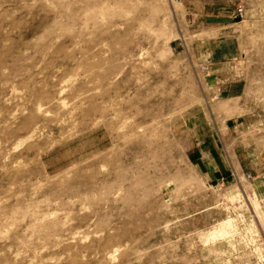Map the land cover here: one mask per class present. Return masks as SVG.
Segmentation results:
<instances>
[{
  "label": "rangeland",
  "instance_id": "374dc122",
  "mask_svg": "<svg viewBox=\"0 0 264 264\" xmlns=\"http://www.w3.org/2000/svg\"><path fill=\"white\" fill-rule=\"evenodd\" d=\"M241 122L264 0H0V264H264V187L191 160Z\"/></svg>",
  "mask_w": 264,
  "mask_h": 264
},
{
  "label": "crops",
  "instance_id": "0c3cea01",
  "mask_svg": "<svg viewBox=\"0 0 264 264\" xmlns=\"http://www.w3.org/2000/svg\"><path fill=\"white\" fill-rule=\"evenodd\" d=\"M238 40V38H235L236 57H238L240 48ZM244 95H246L245 89L236 99L240 100ZM239 130H244L242 122L234 130L228 125L227 131L229 134H232L233 131L234 138H220V146H214L215 142H209L208 147L204 149L196 147L191 160L202 180L206 182L212 183L229 179L232 171H235L236 175L241 178L243 175L249 174L250 179L247 181L256 188L261 189V187H264V135L252 139V143L245 148L243 146V135L238 132ZM244 156L247 159L245 162Z\"/></svg>",
  "mask_w": 264,
  "mask_h": 264
},
{
  "label": "built area",
  "instance_id": "2783aa9c",
  "mask_svg": "<svg viewBox=\"0 0 264 264\" xmlns=\"http://www.w3.org/2000/svg\"><path fill=\"white\" fill-rule=\"evenodd\" d=\"M237 16H238L239 18H243V16H244V10H243V8L240 7V8L237 9ZM232 178H233V180H235L236 182H241V181L249 180V179H250V175L247 174V175H245V176H243V177L241 178V177L237 176L236 174H233V175H232Z\"/></svg>",
  "mask_w": 264,
  "mask_h": 264
}]
</instances>
